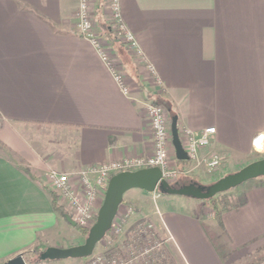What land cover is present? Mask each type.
<instances>
[{
  "label": "crops",
  "instance_id": "obj_1",
  "mask_svg": "<svg viewBox=\"0 0 264 264\" xmlns=\"http://www.w3.org/2000/svg\"><path fill=\"white\" fill-rule=\"evenodd\" d=\"M120 6L143 52L139 58L123 43H109L113 56L129 53L120 64L128 92L93 43L79 35L77 0H0V138L9 148L0 149V264L54 244L49 238L61 215L41 184L58 192L47 176L51 169L68 173L77 190L78 174L87 167L153 154L148 100L177 115L181 138L185 128L216 127L199 161L186 166L187 176L217 179L258 153L264 0H120ZM102 20L97 33L107 39ZM169 152L182 167L174 145ZM212 154L222 159L214 170L205 162ZM232 190L234 207L222 223L204 199L139 188L125 194L146 201L135 220L148 217L163 228L184 264H264V177ZM176 201L179 209L168 206Z\"/></svg>",
  "mask_w": 264,
  "mask_h": 264
},
{
  "label": "built area",
  "instance_id": "obj_2",
  "mask_svg": "<svg viewBox=\"0 0 264 264\" xmlns=\"http://www.w3.org/2000/svg\"><path fill=\"white\" fill-rule=\"evenodd\" d=\"M77 2L76 29L79 35L93 43L102 59L113 71L119 84L125 92H128L126 76L121 70L120 64L113 57L111 44H109L110 40L108 41L97 33L96 9L100 6L102 13L107 17L112 38L123 43L134 55L139 58L143 57L142 49L136 37L122 19L120 0H102L97 6L96 0H77ZM145 106L154 131V152L152 155L126 157L87 167L78 174L80 187L77 190L71 187V179L68 173H60L55 169L48 172L47 176L52 186L61 191L63 199L68 200V204L75 213L77 224L84 226L89 225L88 223L90 225L94 223L97 217V209L103 202V195H105L110 178L120 171L159 166L167 180L177 176L178 171L170 164L169 150L173 142L168 110L163 104L154 100L146 101ZM215 132V126L206 127L200 132L189 128L184 129L181 139L189 154L190 161H199V150L209 144L210 138ZM255 149L257 152L264 153V133L256 137ZM221 160L218 154H212L205 159V162L210 170H214L221 164ZM114 225L115 222L112 227ZM118 230L120 228L116 231L118 232Z\"/></svg>",
  "mask_w": 264,
  "mask_h": 264
},
{
  "label": "water",
  "instance_id": "obj_3",
  "mask_svg": "<svg viewBox=\"0 0 264 264\" xmlns=\"http://www.w3.org/2000/svg\"><path fill=\"white\" fill-rule=\"evenodd\" d=\"M171 130L176 157L179 160H189V154L180 136L177 115H173L171 118ZM261 176H264V157L254 160L234 172L227 173L207 185L198 181L183 184L172 183L163 176V171L159 166L120 171L110 178L97 218L91 225L85 242L69 247L48 246L42 250L39 258L41 260H60L85 258L92 255L97 244L112 228L119 206L124 200L125 193L130 189L139 188L147 192H155L159 189L162 191L161 193L165 194H177L205 200L235 188L247 180ZM63 216L72 226L77 225V221L68 212H64ZM1 264H27V261L24 253L20 252Z\"/></svg>",
  "mask_w": 264,
  "mask_h": 264
},
{
  "label": "rangeland",
  "instance_id": "obj_4",
  "mask_svg": "<svg viewBox=\"0 0 264 264\" xmlns=\"http://www.w3.org/2000/svg\"><path fill=\"white\" fill-rule=\"evenodd\" d=\"M101 1L96 0V6L99 5ZM102 16H103L102 19H104L107 22L106 15L102 13ZM96 18H97V22L99 24L98 9H96ZM110 39H113L112 36H111V38L110 37L107 38L108 41ZM116 43H117V47L121 46L120 42H116ZM110 46H112V45H110ZM125 53L129 54L128 52L123 51L122 57L120 55L119 56L115 55L113 57L119 64H121L122 63L121 58L125 59L127 56V55L125 56ZM127 59L129 60V57H127ZM171 118L172 117H171L170 113L168 112V119L170 121H171ZM2 129H3V120H0V134L2 133ZM5 144L6 143L0 138V149L9 152V148H7ZM261 157H264V153H260V152L255 153L254 157L246 159L245 161H243V163L236 165V166H229V169L231 170L230 172H234V171L242 168L243 166L247 165L248 163H250L254 160H257ZM173 159H175V158L170 157V164L173 168H175L178 171V174L175 178L169 179V181L172 183H176L177 181H179L181 184H183V183H188L190 181L195 180V181H198L202 184L207 185V184H210V183H212V182H214L220 178L219 177L217 179L211 180L208 177L205 180H203V182H201V181L197 180L196 177H194L192 174H190L188 176L185 175L184 172L188 166L185 167L184 170H181V167L179 165L173 163V162H175ZM261 177L263 178L264 176H261ZM232 189H234V188H232ZM232 189L227 190L224 193L231 196L232 191H233ZM58 192L61 196V199L63 200L62 204L66 209L65 211L68 212L75 219V213H74V211H72L70 205L68 204V200L63 199L60 190H58ZM104 196L105 195H103V199H104ZM174 197H177L174 199H180V197H185V196L175 194ZM183 199H185V198H183ZM201 201H204L202 203L204 204L205 208L208 209L207 210L208 212L212 211L214 213L211 202H208L207 200H201ZM233 201L234 200L232 198V202ZM155 202L154 201L151 202V206L153 208L156 207ZM157 202H158V205L160 208H162L163 210L164 209L166 210L167 205L165 203H163V201L157 200ZM146 204L147 203L145 200H144V202H140V203L134 202L131 199L130 194H127V195L125 194L124 200H123L122 204L119 206L118 213H117L116 218L114 220V222H115L114 231L117 232L116 230L120 228V230H118V235H119L118 239L114 241V240H111L110 237H105L103 240H101L97 244L93 254L90 255L89 257H86V258H67V259L46 261V260H41L39 258V253H36L35 251H33L32 250L33 247H32L31 249H28L27 251L24 252V257L27 261V264H95V263L101 264V262H102L101 256L103 254H105L106 251L115 249L116 245L127 254L126 258L128 259L129 264H171V262L166 258L167 255H166L165 251H167V253L172 255V257L175 259V262L177 264H184L180 258L179 253L177 252L176 247L171 242L166 241L165 242V249H164L163 246L159 244V241H157L156 238L148 231V229L154 230V232H156V233L158 232V235L161 238L165 237L164 229L158 227L157 224H155L148 217H145L144 218L145 221H143L144 224H150L149 228H147L145 231H143V233H145V235H147L148 239H146L145 242L140 244L139 249H135L132 244L130 245L128 243L129 239L131 238L129 236L132 235V232L129 231L130 226L133 223H135L137 220H139V219L135 220V218L137 217L136 209H138V207L141 208V206H146ZM171 205L174 208H178V209L180 208V206H182L181 203H179L178 201L171 202L168 206H171ZM98 211H99V208L97 209V214H98ZM96 218H95V220H96ZM140 219H143V218H140ZM133 220H135V221H133ZM60 223H61L60 226L58 227V229H56L55 237L49 238L50 242L54 243L53 245L61 246V247H69V246H73V245H77V244H81V243L85 242V239L89 233V230L87 233L82 232L81 230L77 229L76 226H72L65 219L64 216H61ZM88 224L89 225H84V226L81 225V226L90 229V227L93 223H91V225H90V223H88ZM51 245L52 244L42 243L41 244L42 250L46 249L48 246H51ZM114 251L117 252V250H114ZM242 264H248V263H242Z\"/></svg>",
  "mask_w": 264,
  "mask_h": 264
},
{
  "label": "trees",
  "instance_id": "obj_5",
  "mask_svg": "<svg viewBox=\"0 0 264 264\" xmlns=\"http://www.w3.org/2000/svg\"><path fill=\"white\" fill-rule=\"evenodd\" d=\"M97 9H98V20H99V22L105 23L102 20L103 16H102V10H101L100 6ZM104 32L107 34V36H109L111 38L112 32H111L109 25H107L105 27ZM110 40H112V39H110ZM112 41L115 42L114 39ZM178 162L183 163L181 170H184L185 167L189 164L190 160H178ZM193 181H195V180H193ZM41 184L48 191V193L51 197V202H52L53 209L55 210V212L57 214L63 216L64 212H66L65 211L66 209L63 206V204L60 203L58 192L56 190L48 187L45 183H41ZM175 184H181V183L179 181H177ZM157 191L162 192L159 189H157ZM205 200L212 203L214 216L217 219V221L220 223H222L223 213L225 211L231 209L232 207H234V204L232 202V196H229L224 192L219 193L216 196L211 197L209 199H205ZM143 221H145L144 218L137 220L135 223H133L130 226V229H129V231L132 232V235L129 236L131 238L129 239L128 243L130 245L132 244L135 249H139L140 244H142L143 242L146 241V239H148L147 235H145V233H143V231H145L147 228H149L150 224H144ZM76 228L81 230L82 232H85V233H87L89 230V228H85L79 224L76 225ZM148 231L156 238L157 241H159V244L162 245L163 248L165 249L166 238L165 237L161 238L158 235V232L156 233V232H154V230L148 229ZM105 237H110L111 240L115 241L118 239L119 235H118V232L114 231V227H112L109 231H107ZM213 240L215 243H218L217 237H213ZM32 250L35 251L36 253H39V256H40V254L42 252V247H41V245H36L33 247ZM114 250H117V252ZM165 253L167 255L166 258L171 262V264H177L175 262V259L172 257V255L167 253V251H165ZM126 255L127 254L116 245L115 249L108 250V251H106L105 254H103L101 256V261H102L101 264H124V263L129 264L128 259L126 258ZM46 261H53V260L47 259ZM249 264H258V262L249 263Z\"/></svg>",
  "mask_w": 264,
  "mask_h": 264
}]
</instances>
